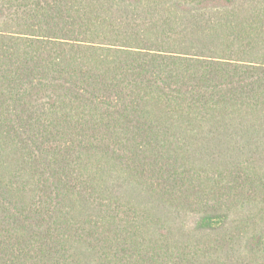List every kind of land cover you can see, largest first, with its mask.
Segmentation results:
<instances>
[{
    "label": "trees",
    "instance_id": "obj_1",
    "mask_svg": "<svg viewBox=\"0 0 264 264\" xmlns=\"http://www.w3.org/2000/svg\"><path fill=\"white\" fill-rule=\"evenodd\" d=\"M264 0H0V264H264Z\"/></svg>",
    "mask_w": 264,
    "mask_h": 264
},
{
    "label": "rangeland",
    "instance_id": "obj_2",
    "mask_svg": "<svg viewBox=\"0 0 264 264\" xmlns=\"http://www.w3.org/2000/svg\"><path fill=\"white\" fill-rule=\"evenodd\" d=\"M260 170L264 172V162L261 163ZM258 218L264 224V207L261 208V212L258 214Z\"/></svg>",
    "mask_w": 264,
    "mask_h": 264
}]
</instances>
